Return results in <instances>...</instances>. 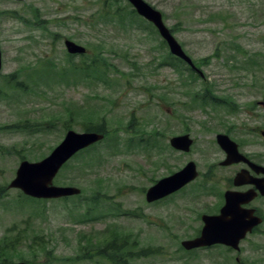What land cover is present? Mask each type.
Returning a JSON list of instances; mask_svg holds the SVG:
<instances>
[{"label": "rangeland", "instance_id": "obj_1", "mask_svg": "<svg viewBox=\"0 0 264 264\" xmlns=\"http://www.w3.org/2000/svg\"><path fill=\"white\" fill-rule=\"evenodd\" d=\"M145 1L162 13L200 73L174 57L127 0H0L6 262L264 264L260 231L239 251L182 247L200 235L202 217L214 216L229 188L233 169L220 166L225 153L216 136L226 134L245 153L264 158V0ZM66 39L87 55H69ZM85 63L88 79L76 71ZM88 126L103 128L105 139L75 155L54 180L80 188L79 196L44 200L9 187L21 162L43 160L69 129L83 133ZM184 134L194 139L187 154L170 147L171 138ZM190 161L199 171L194 182L146 202L150 187ZM35 236L44 246L31 243ZM115 236L111 246L129 249H107ZM15 239L24 259L10 260Z\"/></svg>", "mask_w": 264, "mask_h": 264}, {"label": "water", "instance_id": "obj_2", "mask_svg": "<svg viewBox=\"0 0 264 264\" xmlns=\"http://www.w3.org/2000/svg\"><path fill=\"white\" fill-rule=\"evenodd\" d=\"M127 1L139 15L157 27L162 38L168 43L173 55L180 57L193 66L192 60L185 54L181 45L164 24L162 14L159 11L144 0ZM65 45L71 54H83L86 52L85 48L70 40H66ZM1 69L2 54L0 50V71ZM262 135L264 136V131ZM103 138L104 135L99 133L79 134L69 131L63 142L44 160L36 163L23 161L17 170L16 178L10 183L9 187L20 189L25 195L38 199H57L79 195L81 193L80 189L76 187H58L53 184V180L62 166L77 152L103 140ZM193 142L189 135L173 137L170 140L171 146L182 152H190ZM217 142L226 153V160L221 163L223 166H228L242 160L246 161L244 156L239 153L237 144L229 136L220 134L217 136ZM257 172H264V168L257 167ZM198 175L196 164L190 162L179 172L160 180L156 185L151 187L147 191L146 199L150 203L163 199L194 181ZM251 183L256 184L258 190L264 195V179L260 182V180L251 179V177L250 179H246L245 172L238 174L236 185ZM254 198L255 196L251 192L241 194L226 192V202L221 210V214L219 216H203L205 225L201 235L195 239L183 241L182 246L187 250H192L215 244H223L239 250L240 241L261 222L260 219L254 217L253 210L242 208L243 204L249 203Z\"/></svg>", "mask_w": 264, "mask_h": 264}, {"label": "flooded vegetation", "instance_id": "obj_3", "mask_svg": "<svg viewBox=\"0 0 264 264\" xmlns=\"http://www.w3.org/2000/svg\"><path fill=\"white\" fill-rule=\"evenodd\" d=\"M238 148H239V152L243 156H245V158L249 162L264 167V158L262 159L260 157L255 156V155H252V154H249V153H245L243 151V146L242 145L240 146L238 144ZM225 157H226V155H225ZM223 161H221L219 163L220 166H222L221 163ZM248 161H241L239 163H233L230 166H222V167H229V168L233 169V172H232L233 174L229 178V188H227L225 192H234V193H240V194L241 193H247V192L250 193L251 192V194H254V196H255V198L252 201H250L247 204H243L242 208L243 209H247V210H253V215L257 216L261 220V223L258 224L257 226H255L252 229V231L247 235V237H249V236H251L253 234H257L259 231H260V233H264V230L261 229V227L264 225V201H263L264 200V195L260 194L256 184H254V183L236 185V178H237L238 174L241 173V172H245L246 173V179H250V176L252 178H254V179L260 180V182H262V179H264V174H262V173L257 174V172H255V170H253L251 164ZM225 192L223 193V196H224ZM256 193H258V194L256 195ZM149 204H152V203H149ZM224 204H225V201H223V205ZM223 205H221V206L219 204L216 205L215 213L214 214H210V215H214V216L219 215L221 213Z\"/></svg>", "mask_w": 264, "mask_h": 264}, {"label": "trees", "instance_id": "obj_4", "mask_svg": "<svg viewBox=\"0 0 264 264\" xmlns=\"http://www.w3.org/2000/svg\"><path fill=\"white\" fill-rule=\"evenodd\" d=\"M135 12V11H134ZM88 66H90V65H86V63H85V66L84 67H81V70L79 69V68H77L76 69V71H81V72H79V73H84V74H86V76H84L86 79H88L90 76H89V72H88ZM83 68H85L86 70L85 71H82L83 70ZM103 70L105 71V72H103V76H105V73L107 72V70H105V68L103 67ZM192 71V70H191ZM61 77H64V76H62L61 75ZM17 86H19V87H21L22 85L21 84H18ZM206 95H207V93H206ZM203 98L206 100V99H210V98H208V97H204L203 96ZM86 131H97V132H99V133H103V128H93L92 126H88L87 128H86ZM117 239H118V237L117 236H115L114 237V239L112 240V242H109L108 243V248L107 249H109V250H111V251H113V252H119V251H124V250H128L129 248L127 247V245H124V246H122V245H120V246H118L117 248H116V246H111V245H113V244H115V242L117 241ZM17 240L18 239H15V241H12L10 244H11V246H13L12 247V250H13V254L11 255V258H10V260H12V259H14V258H19V259H24V253L20 256V254L19 253H15L16 251H14V244L17 242ZM31 243H33V245H35V246H37V247H39V245H42V246H44V243L41 241V239L39 238V237H37V236H35V237H33V239H31ZM31 248H33V247H31ZM42 248V247H41ZM101 251H103V249L101 250ZM1 254V256H4V257H2V260L4 261V262H6V261H8L9 259H7V256L5 255V253H0ZM103 254V253H102ZM114 256H117V255H114ZM119 256V255H118Z\"/></svg>", "mask_w": 264, "mask_h": 264}]
</instances>
